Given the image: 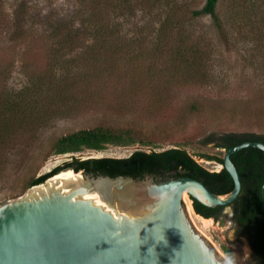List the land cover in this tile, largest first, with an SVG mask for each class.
<instances>
[{"label": "trees", "instance_id": "trees-1", "mask_svg": "<svg viewBox=\"0 0 264 264\" xmlns=\"http://www.w3.org/2000/svg\"><path fill=\"white\" fill-rule=\"evenodd\" d=\"M221 1L206 0L202 7L190 9L172 5L173 2L167 0H79V5L71 17L53 23L48 29L44 42L45 63L41 66H30L27 71L30 83L16 92L6 87L0 89V171L4 168L2 164L8 159V147L26 135L35 139L37 131L48 120L52 111L61 110L71 101L74 104L79 102L81 93L84 96L95 95L99 86L104 84L110 75L120 72L126 66L132 71L134 78L139 70L140 73L147 72L142 70L146 68L150 72L156 66L153 63L154 58L152 62H148L145 57L150 47L145 45L146 37H133L124 31L123 16L127 8L152 11L167 6L166 17L160 18V24L156 28L157 40L153 42L156 46L153 51L156 57H160L163 49L169 47V59L164 60L163 64L165 68L171 69L169 74L178 80L182 77L200 76L206 64L200 42L190 40L191 34L186 33V16L196 18L209 15L220 36L226 39L224 13L219 10ZM227 1L229 7L226 13L231 5H238L237 10L242 9L245 14L248 12V18H254L252 26L259 34V42L264 41V0ZM23 24V17L14 13L11 21L0 20V33L12 32L9 30L11 27L14 30L12 33L26 39ZM140 27L146 29L147 25ZM12 64V59H0V82L7 81ZM211 82L143 81V84L152 89L157 98L161 96L165 99L177 88H196ZM137 83L129 81L127 86L136 87L135 89L139 85L144 86ZM91 86L95 89H91ZM183 107L194 116H218L237 121L240 126L239 129L220 133L209 131L199 140L201 144L214 142L219 148H227L246 140L264 142V131L254 129L256 126L264 127V82H260L256 89H253L252 95L237 98H215L198 92L187 93ZM144 129L146 128L133 123L117 125L101 122L61 136L56 141L55 152H77L85 148L103 150L108 144H159L168 140L157 136L159 131L148 132ZM198 154L207 160L223 162L222 157L218 155L206 152ZM48 155L49 153H46L44 159ZM232 159L242 182L238 197L230 203L232 220L237 234L248 238L253 249L252 264H264V150L252 146L245 147L233 154ZM65 168L83 170L95 175H125L134 178L151 175L157 180L191 176L200 179L216 193H225L234 187V180L225 167L211 170L200 163L185 146L177 143L160 150L136 149L124 157H73L48 172L20 179L22 190L44 182ZM192 199L197 212L224 221L223 205L212 207L193 197ZM224 251L231 256L229 249L224 247Z\"/></svg>", "mask_w": 264, "mask_h": 264}, {"label": "rangeland", "instance_id": "rangeland-1", "mask_svg": "<svg viewBox=\"0 0 264 264\" xmlns=\"http://www.w3.org/2000/svg\"><path fill=\"white\" fill-rule=\"evenodd\" d=\"M167 1H172V5L193 9L202 7L206 0ZM78 5L79 0H0V20L9 22L14 13H18L24 19L22 29L26 31L28 38L27 41V38L21 39L20 35L12 33L14 30L11 27L9 30L12 32L7 33L6 30L7 32L0 33V59H12L13 62L7 81L0 82V89L6 87L16 92L30 83L27 74L30 66H41L45 63L44 42L48 29L53 23L71 17ZM237 6L231 5L226 13L228 1H221L219 10L224 13L226 39L220 36L209 15L196 18L186 16V33L191 34L190 40L200 42L206 64L200 76L182 77L178 80L169 74L171 69L165 68L163 64L164 60L169 59V47L163 49L164 52L160 51V57H156L153 51V47H156L153 42L157 40L156 28L160 24V18L166 17L167 6L152 11L127 8L123 16L124 31L133 37H146L145 45L150 47L145 57L148 62H152L154 58L153 63L156 66L153 65L150 72L146 68L142 70L147 72L140 73L139 70L135 78L132 71L127 66L124 67L120 72L110 75L99 86L95 95L84 96L81 93L79 102L74 104L71 101L61 110L52 111L48 120L37 131L35 139L26 135L11 144L7 149L8 159L2 164L4 168L0 171V204L25 194L28 189L22 190L20 179L48 172L73 157H124L136 149L160 150L178 143L185 146L207 168L220 170L222 163L201 158L198 153L206 152L222 157L224 149L217 147L214 142L201 144L199 140L209 131L220 133L239 129L240 126L237 121L218 116H194L183 107V100L187 93L193 92L215 98L243 97L252 95L253 89L260 82H264V41L259 42V34L253 30L254 18H248V12L245 14L242 9L238 11ZM141 25H147L146 29L140 27ZM170 78L174 80H169ZM129 81H136L137 85L143 84V81L212 82L196 88H177L164 99L161 96L157 98L154 91L145 84L139 85L137 89L127 86ZM91 89L95 88L91 86ZM101 122L141 125L148 132L159 131L157 136L168 140L159 144H108L103 150L85 148L77 152H55L56 141L61 136ZM254 129L264 131V127L256 126ZM46 153L49 155L44 159ZM185 210L193 225L228 262L253 263V249L246 237L237 234L231 208L223 210L224 221L205 217L195 209L192 215L188 208L185 207ZM224 247L230 250L231 256L224 251Z\"/></svg>", "mask_w": 264, "mask_h": 264}, {"label": "water", "instance_id": "water-1", "mask_svg": "<svg viewBox=\"0 0 264 264\" xmlns=\"http://www.w3.org/2000/svg\"><path fill=\"white\" fill-rule=\"evenodd\" d=\"M251 146L264 150L258 140L223 148L222 165L234 180L225 193L191 176L157 180L73 168L50 184L60 170L0 204V264H229L185 207L195 209L193 197L230 209L242 188L232 155Z\"/></svg>", "mask_w": 264, "mask_h": 264}, {"label": "bare ground", "instance_id": "bare-ground-1", "mask_svg": "<svg viewBox=\"0 0 264 264\" xmlns=\"http://www.w3.org/2000/svg\"><path fill=\"white\" fill-rule=\"evenodd\" d=\"M71 171H74V170H73V169H66V170H62V171H60L59 173L55 174L53 177H51V178L49 179V183L51 184V181H50V180H52V179H56V178H65L66 175H67L69 172H71ZM39 187L42 188V189H44V190H47L46 183L41 184ZM37 189H38V188H37ZM36 194H37V193H36ZM38 194H39V192H38ZM188 210H189L190 215H192V214H193V209L188 208ZM204 219L207 220L208 218H204Z\"/></svg>", "mask_w": 264, "mask_h": 264}, {"label": "flooded vegetation", "instance_id": "flooded-vegetation-1", "mask_svg": "<svg viewBox=\"0 0 264 264\" xmlns=\"http://www.w3.org/2000/svg\"><path fill=\"white\" fill-rule=\"evenodd\" d=\"M224 209H225V207H224ZM232 209V208H231ZM203 215V214H202ZM204 216H206V215H204ZM206 217H208V218H212L213 216H206ZM214 218V217H213ZM248 239V238H247Z\"/></svg>", "mask_w": 264, "mask_h": 264}, {"label": "clouds", "instance_id": "clouds-1", "mask_svg": "<svg viewBox=\"0 0 264 264\" xmlns=\"http://www.w3.org/2000/svg\"><path fill=\"white\" fill-rule=\"evenodd\" d=\"M229 264H234V262L233 261H229Z\"/></svg>", "mask_w": 264, "mask_h": 264}]
</instances>
